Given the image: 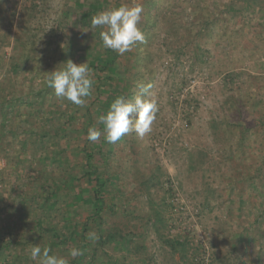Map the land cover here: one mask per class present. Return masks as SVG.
I'll return each instance as SVG.
<instances>
[{"label": "rangeland", "instance_id": "374dc122", "mask_svg": "<svg viewBox=\"0 0 264 264\" xmlns=\"http://www.w3.org/2000/svg\"><path fill=\"white\" fill-rule=\"evenodd\" d=\"M231 2L238 9L242 6L241 0H111L110 9L134 3L144 8L139 26L146 41L122 55L129 78L123 95L130 85L136 96L145 95L142 86L151 83V96L159 105L153 130L144 139L132 132L114 143L113 151L104 144L101 151H92L83 117L87 97L85 106H76L68 123L67 132L73 140L66 146V140L59 136L57 143L51 144L56 151L63 148L66 155L46 161L47 150H41L33 139L34 132L49 122L52 112L45 114V110L50 101L39 111L38 105L30 103L31 93L12 102L10 109L18 108L20 121H13L10 113L8 120L13 122L7 127L0 123V241L11 243L0 264H38L30 259L31 247L36 244L74 259L63 247L45 242L46 236L40 235L32 222L36 218L45 224L48 211L39 195L40 172H46L53 182L47 166L64 164L82 175L87 150L103 165L104 178L112 177L105 196L116 212L106 209L102 227L124 230L128 225L141 233L138 242L144 249L139 254L121 245L106 246L114 258L136 264H185L180 253H173L164 244V237L189 233V264H264V15L247 8L236 15L224 10ZM73 3L0 0L1 91L8 90L3 74L13 69L16 60L12 56L21 51L19 34L28 27L37 39L30 56L44 50L41 39L51 38L71 54L72 34L79 38L78 43L83 42V33L92 34L87 24L77 21V15H66ZM211 18L221 22L209 25ZM221 33L240 38L232 45ZM66 54L64 59H68ZM75 56L73 62H80ZM139 68L142 74L138 77ZM101 135L105 137L104 129ZM261 163V178H245L255 169L252 165ZM150 175L160 179L148 189ZM80 186L69 178L59 186L63 199L59 217L51 218L54 224H64L67 218L71 225L77 220L80 225L85 222L89 209H83L78 219L73 212L70 216L67 201ZM155 211L164 216L161 238L152 223L147 225ZM90 227L85 234L87 241L89 233H96L97 223ZM7 229L20 235L11 238ZM81 240L83 236L78 237Z\"/></svg>", "mask_w": 264, "mask_h": 264}, {"label": "trees", "instance_id": "16d2710c", "mask_svg": "<svg viewBox=\"0 0 264 264\" xmlns=\"http://www.w3.org/2000/svg\"><path fill=\"white\" fill-rule=\"evenodd\" d=\"M241 1L242 6H239L240 9L236 8L231 2L225 6L224 10L236 15L240 13V10L242 12L244 8H247V10L252 11V13H263L264 15V0ZM110 2L111 0H74L73 7L71 6L72 10L70 9L66 12V15H77V21L87 24L92 31V34H85L84 36L83 33V40H81L83 41L82 43H78L79 38L77 36H73L72 34L69 38L72 44L70 46L71 54H66V52L62 50L60 46L61 44L57 45V43L51 38H47L48 40H40L44 50L40 52V54L35 53L30 56L29 52H32V50H35L37 47V39L34 35H32L29 27L25 29V33L19 34L20 40L18 41L20 46L18 47L21 51L18 50L16 55L12 56V59L16 60L13 64L14 67L12 66L13 69H9L3 74L5 81H7L8 90H6V92L1 91L0 87V114H3L1 117L3 119L0 123L1 125L7 127L9 126V123L16 121V119L20 121V116H16L18 108L16 107L12 110L10 107L12 106V102L20 101L22 95L27 93L32 94L33 98L30 103L32 104V107L38 105L36 111L42 110L44 107L43 105L49 100L50 103H48L45 114L52 112V115L49 116L48 119L46 118L49 122L44 126V128H39L38 131L34 132L36 137L33 139L35 143H39V148L41 150H47L46 156L43 160L47 161L48 159H55V157L57 158L59 156L62 157L63 155H66L65 152L62 151L63 148L56 151L57 149L55 150V147L51 146V144L53 142L57 143L56 139H59V136H62L61 138L66 140V146H68L69 142L73 140V137H71L70 132H67V129L69 127L68 123L72 118H74L73 114L77 111L76 105L68 102L67 100L65 101L62 98L56 97L54 89L46 86L44 78L49 74L48 72L53 71L55 68L59 69L63 67L68 59L74 61V57H76L75 55H77V59H79L80 62L74 63L80 64L81 62H87L92 69L91 76L95 81V84L92 94L88 97L89 103L86 106V112L84 113L85 116H83L86 131H88L90 127L94 126L102 132L104 125L100 122L99 117L107 112L110 104L116 97L126 95L125 98L129 100H134L136 98L131 85L129 86V90L126 94L123 95V88L129 83V78L126 75L127 72L124 70L125 68L122 66V55H119L115 51L102 46L99 33L104 29L100 27L91 28L92 17L102 11L109 10ZM214 22H221V20L211 18L209 25ZM207 24L205 25L206 29L209 28ZM60 26L62 25L60 24ZM226 26L230 28L229 20L228 23H226ZM221 34L224 38L225 36H228L225 39L229 43H233L232 45H235L234 40H236V38L238 40L240 38V35L235 34L233 37V33H227L226 35L223 33ZM1 42L2 37H0V43ZM65 54L68 59H64ZM138 63L140 64L139 60ZM20 66L21 69H18ZM140 74L142 73L139 68L138 77ZM234 74L239 75V73ZM138 80L139 78L134 79L136 82ZM60 100L64 103L60 102ZM31 109L33 110V108ZM10 113L14 115V120L12 122L8 120V114ZM86 139L88 140V138ZM88 142L93 143L91 144L92 151L96 152L101 151L102 144L107 145V148L111 151H113L115 147L114 144L108 143L102 135L98 141L91 142L88 140ZM27 148L28 147L23 144V149L27 150ZM84 149L83 151H85ZM92 151L87 150L84 152L86 156L85 164L82 167V175L69 171L63 167L64 164H60L58 167L55 164L47 166L48 172H52L51 175H53V182H49L46 172H40L42 173L40 177L42 179V185L40 187L39 195L44 198L45 207L48 211L45 214V224H42L39 219L35 218L34 222H32V226H35L37 229L36 231L40 233V235L43 234V237L46 236L45 242H51L54 245L56 244L58 247L61 246L66 249L68 253L70 247L73 245L83 251L82 256H78L71 260L67 259L69 264H136V262H131L130 259L120 260V258H114L113 255H110V253L105 250L106 246L116 244L117 246H125V250L128 252L133 251L134 254H139L144 247H142L140 242H138L141 233L134 231L132 228L128 227V225L124 227L125 231L122 230V228L120 229L115 226L107 228L102 227L103 213L106 212V209L109 210L111 214L116 212L115 205H112L111 203L109 204L105 196L107 186L112 183V177L109 176L104 178V167L96 162V158L94 157L95 153ZM260 165H262V163L257 167H253L252 165L251 168L255 169L251 171V174L245 175V178L251 181H254L256 178H261L263 167ZM67 178H69V182L81 183L80 187L73 190V195L67 198V201L70 216L73 212L78 216V219L80 218L83 209H89V214L82 225H80L78 220L71 225L70 219L68 218L64 220V224H62L61 221H57L56 224H54L53 220H51L52 217H59V203H62L63 199V197L59 194V186L65 183ZM159 179L160 178L156 175H150L147 183V187H149L148 189L152 188L153 183L159 182ZM249 188L250 191L254 189V187ZM52 211L54 212L52 213ZM124 211H127V208H125ZM261 215H264V209ZM255 221H257V219H255ZM92 223H97L96 234L99 238L87 241L85 234L91 231L90 225H92ZM150 223L153 224L157 234L161 238L164 235L160 226L161 224H164V216L162 212L155 211L152 213L150 218H148L147 225ZM104 230L106 231L104 232ZM7 232L12 235L11 238L20 235L10 229H7ZM79 236H83V240L78 241ZM75 241L78 242L73 244ZM164 244L167 245L173 253H180L182 261L185 264H189V261L191 260L189 258L191 245L189 233L185 235L178 234L177 236L167 238L164 237ZM10 245V242L1 243L0 241V258L3 251H5V248ZM102 254L106 255L107 258L105 259ZM152 257H154V255H152Z\"/></svg>", "mask_w": 264, "mask_h": 264}, {"label": "clouds", "instance_id": "9594fccd", "mask_svg": "<svg viewBox=\"0 0 264 264\" xmlns=\"http://www.w3.org/2000/svg\"><path fill=\"white\" fill-rule=\"evenodd\" d=\"M143 12L141 3L113 7L93 16L91 28L104 29L99 33L102 46L123 55L146 41L145 34L139 26ZM48 73L44 78L45 84L54 89L56 97L76 106H85V98L92 94L95 84L91 76L92 69L87 62L77 64L68 59L63 67L55 68ZM152 87L151 83L142 86V92L145 95H138L134 100L124 96L116 97L107 112L99 117L104 125L105 139L108 143L114 144L132 132L140 139H144L152 132L159 112L158 102L150 93ZM100 136V129L94 126L88 129L89 141L96 142ZM88 238L95 240L99 237L92 232L88 234ZM68 255L76 258L82 256L83 251L73 247ZM30 259L38 261V264H69L65 257L54 254L50 247L41 248L38 244L31 247Z\"/></svg>", "mask_w": 264, "mask_h": 264}]
</instances>
